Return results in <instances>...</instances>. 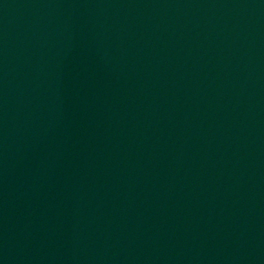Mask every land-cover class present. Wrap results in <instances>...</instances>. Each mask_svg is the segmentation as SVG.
<instances>
[{
	"label": "water",
	"instance_id": "1",
	"mask_svg": "<svg viewBox=\"0 0 264 264\" xmlns=\"http://www.w3.org/2000/svg\"><path fill=\"white\" fill-rule=\"evenodd\" d=\"M264 213V0H0V264H173Z\"/></svg>",
	"mask_w": 264,
	"mask_h": 264
}]
</instances>
